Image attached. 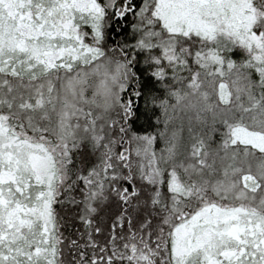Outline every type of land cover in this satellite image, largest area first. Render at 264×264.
I'll use <instances>...</instances> for the list:
<instances>
[{
	"label": "snow or ice",
	"instance_id": "1",
	"mask_svg": "<svg viewBox=\"0 0 264 264\" xmlns=\"http://www.w3.org/2000/svg\"><path fill=\"white\" fill-rule=\"evenodd\" d=\"M0 264H264V0H0Z\"/></svg>",
	"mask_w": 264,
	"mask_h": 264
}]
</instances>
